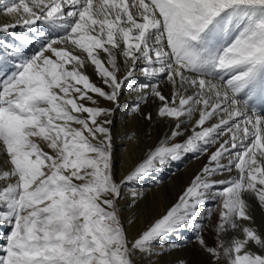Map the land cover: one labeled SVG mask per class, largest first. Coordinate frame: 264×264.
<instances>
[{"label": "snow or ice", "instance_id": "snow-or-ice-1", "mask_svg": "<svg viewBox=\"0 0 264 264\" xmlns=\"http://www.w3.org/2000/svg\"><path fill=\"white\" fill-rule=\"evenodd\" d=\"M0 16L9 21L0 33L13 30L21 42L0 45V226L9 229L0 264H139L189 228L215 264H264L249 203L264 210V0H0ZM35 39L39 48L26 55ZM137 74L146 82L132 86L131 113L151 121L142 111L151 97L174 126L117 181L112 116ZM188 154L207 162L130 239L124 186ZM140 195L132 191V202ZM210 201L214 246L197 222Z\"/></svg>", "mask_w": 264, "mask_h": 264}, {"label": "bare ground", "instance_id": "bare-ground-1", "mask_svg": "<svg viewBox=\"0 0 264 264\" xmlns=\"http://www.w3.org/2000/svg\"><path fill=\"white\" fill-rule=\"evenodd\" d=\"M5 22H9L8 18L0 16V24ZM40 27L44 28L46 26L42 24ZM29 31L34 34L36 29L29 30L18 27L14 30L16 34H27ZM20 43L14 40L13 30H9L7 33H0V45ZM39 46V39H35L34 43L31 45H23V48L26 55H31ZM85 71L97 86L104 87L101 79L96 75L94 67L90 63L86 66ZM141 81H145V78L137 74L133 81L126 84L120 100V106L112 116L113 164L115 166V175L118 177L117 181L123 176H126L138 162L142 161L150 150L157 147L161 140L170 134L171 127L174 126L173 120L162 119L156 115L160 102L151 97L146 104L142 105V111L144 113L151 112L153 117L151 121L144 119L142 115L131 113V107L136 98V93L132 91V86ZM161 89L165 96H171V86L167 84L166 80L161 83ZM100 104L105 107H114L109 102L104 101L103 98H100ZM186 127L188 130L184 136L180 137V140H183L191 133V125H187ZM133 133H135V137L130 140L128 137ZM44 147L46 151H50L46 146ZM5 158L2 146H0V168L4 167L3 162ZM206 162L207 156L205 155H200L197 158L192 154H188L180 160L172 161L164 167H158L138 182L134 181L125 185L123 188L124 198L120 200L119 206L121 208V220L129 238L131 239L137 236L156 218L162 216L175 204L192 178L201 170ZM233 175H235V172H233ZM223 178V176L218 177V179ZM132 191L141 194L135 203L132 202ZM214 203V201H210L201 209L204 214L203 219L201 221L198 218L197 221L202 222L204 225L206 222L212 221V225L204 237L209 246H214L216 243L214 225L218 217L212 215L209 218L207 216V210L211 209ZM249 203H253L251 213L255 220L254 226L264 233V210L256 206V201L252 198H249ZM129 220L132 221L131 224L128 223ZM8 231V227L0 226V236ZM194 237H196L195 229L189 228L163 241V252H160L159 248H157L158 255H144L143 257H137V260L139 264H179L180 261L172 260L174 253H178V250L184 249L188 241L194 239ZM0 243H3L2 239H0ZM173 244L177 245V247H171ZM213 260V257L197 245L193 264H215V262L212 263Z\"/></svg>", "mask_w": 264, "mask_h": 264}, {"label": "rangeland", "instance_id": "rangeland-1", "mask_svg": "<svg viewBox=\"0 0 264 264\" xmlns=\"http://www.w3.org/2000/svg\"><path fill=\"white\" fill-rule=\"evenodd\" d=\"M113 168L115 170V166L113 164ZM115 173V171H114ZM116 180H118V177L115 175ZM216 203V202H215ZM215 203L212 205V210H213V216H217L216 210H215ZM253 203H255L253 201ZM252 203V204H253ZM251 204V205H252ZM212 221H208L206 222V224L204 225V232H203V236L205 237L206 233L208 232V230L211 227ZM190 240V239H188ZM197 241H196V237H194V239L188 241L186 247L182 250H178V253H174V256L172 258V260L174 261H184V264H193L194 261V255H195V251L197 249ZM212 263H214V260L212 261Z\"/></svg>", "mask_w": 264, "mask_h": 264}]
</instances>
